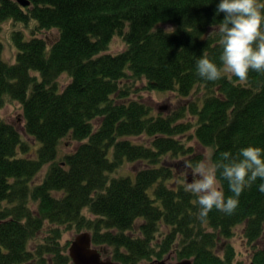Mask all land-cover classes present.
Instances as JSON below:
<instances>
[{
    "label": "trees",
    "instance_id": "trees-1",
    "mask_svg": "<svg viewBox=\"0 0 264 264\" xmlns=\"http://www.w3.org/2000/svg\"><path fill=\"white\" fill-rule=\"evenodd\" d=\"M30 1L0 0V29L8 19L37 20L39 29L58 35L26 38L14 31V63L4 59L0 40V110L8 97L19 101L26 133L40 142L33 156L18 126L0 117V264H68L72 240L61 242L67 227L88 229L102 254L120 264L161 260L174 249L178 260L233 264L230 238L239 225L257 244L264 237V193L258 190L264 181L243 190L233 214L213 208L200 219L197 197L184 190L188 181L167 159L200 161L176 137L190 129L213 149V163L225 151L264 149V74L250 71L240 82L227 75L208 81L196 72L202 54L222 66L220 0ZM165 25L175 31L164 33ZM116 36L126 46L114 54ZM63 74L70 77L64 86ZM138 83L181 98L200 86L207 93L202 104L192 100L177 114L154 116L149 104L132 97ZM187 114L195 121H180ZM143 134L148 144L129 139ZM68 136L80 144L59 161ZM126 161L147 165L135 175L115 174ZM217 179L225 198L233 195L219 172ZM162 227L164 237L156 242ZM44 229L48 235L41 237ZM253 261L264 264V247Z\"/></svg>",
    "mask_w": 264,
    "mask_h": 264
},
{
    "label": "clouds",
    "instance_id": "clouds-1",
    "mask_svg": "<svg viewBox=\"0 0 264 264\" xmlns=\"http://www.w3.org/2000/svg\"><path fill=\"white\" fill-rule=\"evenodd\" d=\"M221 12L224 18L216 30L222 48L219 56L222 66L202 54L196 60L197 74L208 81L227 75L240 82L248 80L250 71L264 74V3L260 0H220L216 14ZM174 31L173 27L164 29L166 34ZM183 167L192 175V181L183 187L197 197L198 218H206L213 208L231 215L238 207L243 190L258 179L264 181V149L249 145L241 148L235 156L227 151L221 153L220 160L215 163L206 158L195 165L184 161ZM218 172L228 181L233 193L227 198L218 188ZM258 190L264 193V182L258 185Z\"/></svg>",
    "mask_w": 264,
    "mask_h": 264
},
{
    "label": "rangeland",
    "instance_id": "rangeland-1",
    "mask_svg": "<svg viewBox=\"0 0 264 264\" xmlns=\"http://www.w3.org/2000/svg\"><path fill=\"white\" fill-rule=\"evenodd\" d=\"M37 20H31L30 22L24 23V22H16L12 19L6 20L0 29V40L4 44L3 49V57L4 59L9 63H14L17 59V47L15 46V43L12 39L13 32L16 30H21L24 32L26 38H30L34 35L38 37H45V36H52L55 37L58 35V32L56 29H52L51 31H47L44 29H39L37 27ZM164 27H172L171 25H165ZM125 42L120 36L114 37V39L111 42V46L109 49L110 53H119L122 50L125 49ZM70 80V77L67 74H63L60 77V84L62 86L66 85ZM138 90L135 94L132 95L134 98H140L147 104H149L152 107V114L154 116L156 115H171V114H177L180 111H182L183 107L185 105H188L189 102L192 100H196L200 102V104L203 103V98L206 96V89L202 86L197 88L194 93L188 97L181 98L177 92L172 91H161V90H149L146 88H143L142 83H138ZM23 107L22 104L14 100L12 98H7L6 103L4 107L0 110V117L1 119L14 123L18 126L22 137L24 140H26L28 143L31 144V150L30 152L34 154L33 156L37 155V149L40 145V142L35 141L32 137H30L25 129H24V115H23ZM180 121L183 122H194L195 118L191 114H187L185 117L181 118ZM178 139L182 140L188 147L192 148V158H198L201 157L202 159H210L213 162L212 159V153L213 149L208 146L202 145L195 137L194 129L188 130L185 134H179L176 136ZM130 140H132L135 143H144L148 144L151 141V138L147 135H141V136H131L129 137ZM79 141H76L72 139L71 137H66L62 140L60 146H59V153H58V160H63L64 156L72 153L75 151V149L79 146ZM183 157H168V164L175 169V173L179 175H183V177L188 181H192V175L189 169L183 167V163L180 161L183 160ZM147 164L144 161H126L124 165L116 171L115 174L119 175H135L136 171L144 168ZM48 165L44 168V170L40 173L38 176V181L41 180L43 177L45 171L47 170ZM185 181V180H184ZM217 184L219 190L222 191L221 183L217 179ZM85 213L89 216L94 218V215L91 214L88 209L85 210ZM244 225H239L236 230L235 234L230 238V244L233 245L235 249V259L233 261V264H251L253 261V255L255 251L261 247H264V237L260 239V241L257 244H250L246 237L244 236L243 231ZM139 227L136 228V234L139 233ZM89 231L88 229H83L81 231H78L76 227H67L65 229V233L63 237L61 238V242L63 244L69 242V240H73L77 234L80 232ZM161 233H157L156 242L161 241L163 239L164 235V227L161 229ZM41 237L47 236L48 231L44 229L42 234H40ZM40 237V236H39ZM39 237L37 239H33L30 242V246L34 247L36 244L39 243ZM222 242V241H221ZM220 242V243H221ZM218 252L223 256L224 250L223 245H219ZM68 252V249H67ZM109 255H104L103 258H109ZM165 258H168V263H175L178 261L176 257V251L175 249L170 251L168 255L165 256ZM150 260H143L140 264H149ZM68 264H73L72 261H70Z\"/></svg>",
    "mask_w": 264,
    "mask_h": 264
},
{
    "label": "water",
    "instance_id": "water-1",
    "mask_svg": "<svg viewBox=\"0 0 264 264\" xmlns=\"http://www.w3.org/2000/svg\"><path fill=\"white\" fill-rule=\"evenodd\" d=\"M24 6L30 5V0H18ZM69 255L72 258L73 264H120L111 258H103L99 248L93 244L92 234L89 231L80 232L72 240L69 247ZM162 264H167L165 260L160 261ZM172 264H194L193 260L186 258ZM251 264H257L252 262Z\"/></svg>",
    "mask_w": 264,
    "mask_h": 264
},
{
    "label": "flooded vegetation",
    "instance_id": "flooded-vegetation-1",
    "mask_svg": "<svg viewBox=\"0 0 264 264\" xmlns=\"http://www.w3.org/2000/svg\"><path fill=\"white\" fill-rule=\"evenodd\" d=\"M106 253H103V256L105 255ZM107 255V254H106ZM111 257V256H110ZM163 260H165V262L167 263V264H169L167 261H168V258H163V259H161V260H152V261H150V263L149 264H162V263H160V261H163ZM170 264H172V263H170Z\"/></svg>",
    "mask_w": 264,
    "mask_h": 264
}]
</instances>
